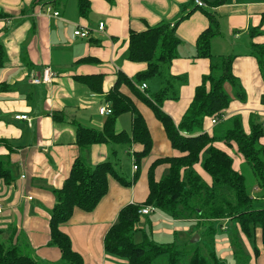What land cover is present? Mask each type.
I'll list each match as a JSON object with an SVG mask.
<instances>
[{
  "label": "crops",
  "instance_id": "1",
  "mask_svg": "<svg viewBox=\"0 0 264 264\" xmlns=\"http://www.w3.org/2000/svg\"><path fill=\"white\" fill-rule=\"evenodd\" d=\"M34 1L0 0V46L5 53L0 67V141L8 144H0V158L8 164L12 177L9 185L0 181V230L13 228L15 236L20 233L27 242L36 260L58 264L60 253L49 245L48 219L55 204L53 190L61 187L73 161L80 155L75 144V126L102 129L107 116L100 115L98 109L107 104L105 96L113 87L117 74L121 72L134 80L137 73L146 69L145 64L127 61L129 30L141 32L160 23L173 25L190 11L177 26L176 34L181 40L179 46L185 41L194 51L190 55L176 52V59L168 69L169 75L181 77L185 83L176 87V101L167 100L162 105L164 113L178 124L192 101L195 87L208 72L206 60L193 59L196 39L208 21L201 10L192 11L193 0H113L112 4L89 0L91 12L86 19L80 18L76 0L32 6ZM202 1L205 4L202 10L219 19V40L225 38L221 33L224 22L228 36L239 41L234 44L232 53L226 54L235 56L232 71L239 80L244 100L234 99L225 118L239 117L247 133L251 120L264 125V78L256 60L249 54L251 44L264 46V0H224L222 5L215 7L211 4L217 0ZM46 6L58 12L59 17L44 13ZM90 17L101 18L94 28L90 25ZM99 23L104 25L102 32L97 29ZM75 26L88 29L90 37H72ZM254 29L260 34L250 39L249 32ZM87 57L96 62L78 64L80 59ZM45 67L55 73L52 84L32 85V74L40 73ZM88 74L104 75L101 94H92L73 78ZM140 85L135 86L139 89ZM136 104L153 140L151 153L141 162L136 181L127 188L110 179L108 193L93 211H75L61 227L70 237L74 251L82 256L83 264H128L104 251V236L123 207L145 200L146 171L150 162L173 154L152 111L138 101ZM53 114H60L62 120L55 121ZM19 115L27 116L28 120H15ZM256 117L262 120L257 122ZM131 121V114L120 115L116 119L115 133H130ZM261 144L264 146V138ZM217 146L229 155L230 150L237 153L235 144ZM127 154L132 159L131 151ZM108 155L114 157L116 153L106 145H97L85 152L84 159L95 166L104 162ZM164 169L158 167L156 176L159 177ZM195 170L207 179L199 166ZM255 190L257 192L258 188ZM159 221L152 225H158ZM162 231L171 233L167 229ZM257 244L259 246V242ZM257 263L264 264L263 252L256 259L252 257V264Z\"/></svg>",
  "mask_w": 264,
  "mask_h": 264
},
{
  "label": "trees",
  "instance_id": "2",
  "mask_svg": "<svg viewBox=\"0 0 264 264\" xmlns=\"http://www.w3.org/2000/svg\"><path fill=\"white\" fill-rule=\"evenodd\" d=\"M104 1L113 3V0ZM223 1L217 0L211 5L219 6ZM55 2L56 0H35L32 6L44 3L54 5ZM76 3L80 18H88L91 12L89 0H76ZM196 10L202 11L208 23L196 39L193 59L206 60L208 72L195 87L192 101L178 124L164 113L162 105L167 100L176 101V87L185 83L183 78L169 75L168 69L176 59L177 48L181 44L176 28L190 15V11L173 25L160 23L146 27L141 32L129 30L127 61L145 64L146 69L137 73L134 80L121 72L117 74L113 87L105 96L111 114L106 117L102 129L76 124L75 144L80 155L73 161L61 187L53 190L55 204L49 211V245L60 253L58 264H83L82 256L74 251L70 237L62 232L61 227L71 219L75 211H93L108 193L110 179L130 188L138 177L141 162L151 153L153 140L136 101L152 111L164 130L173 154L150 162L146 171L145 200L142 203L128 204L119 211L115 223L104 236V251L126 260L128 264H155L162 257H165L166 264H223L213 252L207 255L198 249L187 252L173 243H155L146 235L140 243H134L133 236L141 218L138 212L141 208L152 206L172 220H196L198 223L234 221L237 241H253L252 257L255 259L260 253H264V207H259V201L264 200V146L261 144L264 125L251 120L247 133L242 128L239 117H234L232 127L223 133L215 130L214 126L217 124L212 125L214 120L218 123L224 121L222 118L227 114L230 103L234 99L244 100V93L232 71L235 56L211 54V42L220 35L218 17L202 8L192 9ZM259 34L254 29L249 32V37L253 39ZM249 54L256 60L260 75L264 78V46L251 44ZM4 58L5 53L0 46V67ZM95 62V59L87 57L80 59L78 64ZM164 75L167 78L163 86L152 95L146 90L140 92L135 86ZM73 78L85 85L92 94L102 93L103 74L77 75ZM124 113L132 116L130 133L122 131L116 134V119ZM53 119L62 120V117L60 114H53ZM220 143L225 146L235 144L237 153L249 164L260 191L258 199L247 191L244 176L235 170L232 157L217 146ZM0 144L8 145L5 141H0ZM97 145L126 146L128 153L131 151L136 167L132 179L127 180L118 174L108 161L90 166L85 161L84 154ZM196 166L201 168L207 179L196 172ZM158 167H165L166 175L163 171L157 177ZM0 181L7 185L12 182L10 168L2 158ZM15 234L13 228L9 231L0 230V264H48L36 260L20 233L17 236Z\"/></svg>",
  "mask_w": 264,
  "mask_h": 264
},
{
  "label": "rangeland",
  "instance_id": "3",
  "mask_svg": "<svg viewBox=\"0 0 264 264\" xmlns=\"http://www.w3.org/2000/svg\"><path fill=\"white\" fill-rule=\"evenodd\" d=\"M92 18L90 17L89 21L90 25H93L92 28H94L101 18ZM222 23L221 33L222 35L224 34L223 37L225 38L224 40L222 38L219 40L218 37L211 42V54L214 56H226V53H232V48L235 46L234 44L239 42L233 41V39L228 36L225 30L226 27L224 28L225 23ZM192 51H194V47L185 41H182V45L177 49L178 55H190ZM166 78L167 76L164 75L162 78L153 77L147 80L145 84L149 87V95L159 91ZM229 92H231V90ZM233 118L234 117L225 118L226 120L224 119V121L217 123V125L214 126L215 130L218 131V133L225 132V130L232 127ZM255 120L259 122L262 120V117H256ZM184 134L185 133H182L183 136ZM108 148L115 151L116 155L114 157L108 155L105 161L110 162L118 174L125 177L127 180H131L134 173V164L130 155L127 154V147L122 145H108ZM230 155L234 161L236 170L244 176L247 191L254 198L258 199L260 197V191L258 190L256 192L255 190V188H257V181L251 167L241 155L233 150H230ZM164 173V175H166L167 171H164ZM259 202V207H264V200H260ZM158 215H160L158 212H154L148 216H141L137 226L138 230L133 236L134 243H140L143 240V236L146 235L149 240L155 243H173L185 249L187 252H191L193 249H198L204 255L213 252L216 258L223 264H252L253 241H237L236 223L234 221H202L198 223L196 220L173 221L167 215ZM156 221H159V224L152 225V223H156ZM163 229L170 230L171 233L168 234L163 232ZM194 237H198L197 242H192ZM155 264H166L165 257H162Z\"/></svg>",
  "mask_w": 264,
  "mask_h": 264
},
{
  "label": "built area",
  "instance_id": "4",
  "mask_svg": "<svg viewBox=\"0 0 264 264\" xmlns=\"http://www.w3.org/2000/svg\"><path fill=\"white\" fill-rule=\"evenodd\" d=\"M193 4L197 8H204V6H205V4L202 0H193ZM43 12L51 15L52 17H59L58 12L53 11L50 6H46L44 8ZM97 29L99 32H102L104 29L103 23H99L97 26ZM72 37L80 38V39H88L90 37V31L86 28H81L79 26H75L74 31L72 33ZM55 77H56L55 73L49 67H45L42 69V71L40 73L32 74V76L30 78V83L32 85H51ZM146 89H147L146 84H141L139 86V90L142 92ZM98 113L100 115H103V116L110 115L111 110H110L109 104H106V105L100 107L98 109ZM14 119L15 120H28L27 116H25V115L15 116ZM222 119L224 120L225 117H223ZM217 123H218V121H215V120L212 121V125H216ZM133 171L134 172L136 171L135 166H133ZM154 212H157L156 209L152 206H148V207L141 208L138 213L141 216H147L149 214H153Z\"/></svg>",
  "mask_w": 264,
  "mask_h": 264
},
{
  "label": "water",
  "instance_id": "5",
  "mask_svg": "<svg viewBox=\"0 0 264 264\" xmlns=\"http://www.w3.org/2000/svg\"><path fill=\"white\" fill-rule=\"evenodd\" d=\"M198 241V237H194L193 239H192V242H197Z\"/></svg>",
  "mask_w": 264,
  "mask_h": 264
}]
</instances>
